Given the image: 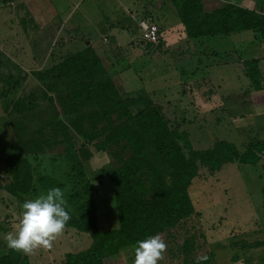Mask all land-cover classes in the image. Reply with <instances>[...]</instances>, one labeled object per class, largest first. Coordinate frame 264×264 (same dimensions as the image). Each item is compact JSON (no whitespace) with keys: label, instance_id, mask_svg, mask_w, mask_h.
Instances as JSON below:
<instances>
[{"label":"rangeland","instance_id":"1","mask_svg":"<svg viewBox=\"0 0 264 264\" xmlns=\"http://www.w3.org/2000/svg\"><path fill=\"white\" fill-rule=\"evenodd\" d=\"M14 1L0 0V255L8 253L5 236L20 219L22 204L46 192L12 195L4 185L9 187L13 177L20 176L18 189L22 183L35 184L40 176L57 179L64 185L71 211L76 209L70 198L92 183L100 228L118 225L113 186L101 170L117 169L132 158L140 161L137 154L149 150L150 142L130 125L119 135L108 132L113 121L117 128L128 117L113 116L108 125L101 122L93 129L95 112L101 116L105 112L104 99L101 109L94 102L106 86L118 89L129 111L149 113L158 122L154 128L159 124V136L173 140L170 154H181L159 163L148 152L154 169L142 168L137 185L138 195L146 191L151 213L158 211L154 207L159 206L160 195L178 186L180 179L173 173L190 163L192 152L210 153L223 141L241 151L250 144L263 146L264 134L263 140L254 139L257 130L249 122L264 126V116L253 105L264 93L253 91L238 63L232 66L226 55L223 63L218 55L209 56L210 51L229 50L222 38L204 39L205 49L200 50L207 57L194 51L183 57L167 50L169 43L187 32L181 16L189 0H172L173 4L171 0H25L30 6ZM169 20L181 22L175 28L178 35L170 30ZM144 21L158 30L161 48L143 40L140 24ZM240 55L249 59L245 51ZM227 93L232 94L230 101L224 99ZM73 99L81 104L76 111L69 103ZM63 124L75 126L69 127L73 151L66 150ZM86 134L94 135L88 153L82 149ZM256 153L261 164L233 160L219 170L212 160H197L198 173L188 189L191 214L168 228L158 227L156 234L167 244L159 264H196L198 256L207 257L201 264H264V153L258 149ZM78 163L84 165L82 177ZM147 209L142 206L140 211ZM156 217L162 221L169 215ZM256 243L263 246L255 247ZM91 244L90 235L66 227L50 250L39 249L31 256L18 253L31 264H59L67 254L83 252ZM133 248L108 255L106 264H133Z\"/></svg>","mask_w":264,"mask_h":264},{"label":"trees","instance_id":"2","mask_svg":"<svg viewBox=\"0 0 264 264\" xmlns=\"http://www.w3.org/2000/svg\"><path fill=\"white\" fill-rule=\"evenodd\" d=\"M203 1L204 0L187 1V6L181 16L186 29H189L191 33H195L197 36L216 37L237 32L255 31L264 37L263 13L247 10L232 4H228L222 9H216L213 12L206 13L203 11ZM195 15H197L198 19L197 17L193 19ZM161 44L162 42L159 45H150L157 49L162 47ZM248 67L246 76L251 81L254 90H259L261 88L259 79L261 70L259 69V63L251 62ZM108 88L109 91L106 92ZM102 91L103 95L95 99L94 103H98L101 109V102L102 99H104L105 112L102 116L100 112H95V116L92 118L94 122L91 124L93 129H97L101 122L108 125V122H110L108 120L113 118V116L120 120L128 117V119L123 121L117 128H114L115 123L113 121L109 125L108 132H111L113 135H119L124 129H129L130 125L133 132L136 134L139 133L144 136L145 140H149L150 149L145 150V153L140 152L137 154L139 155L138 160L140 161L132 158L130 162L121 165L117 169L109 167L105 170H101V173L105 175V178L110 179L113 186L114 203L116 204V215L118 218V225H116L115 229L100 228L99 213L97 214V192H95L94 186H91L92 183L85 184L83 189L73 194L69 203L74 206L76 210L71 211L67 207L71 215V220L66 227L90 235L92 244L83 252L67 254L65 261L61 264H106L108 255L114 256V254H117L119 251L122 252L124 248L130 246L134 247L137 241L156 234L160 225L162 228H168L170 225L172 226L179 222L180 218L183 219L188 217L192 209L188 189L192 180L198 173L197 160L203 161L204 158L205 160H212V166H215V169L219 170L225 162H231L233 160L239 161L240 164L243 165H257L261 159L259 155H257L256 150L258 149L260 153H264V144L259 147V144L262 143L250 144L251 146L248 145V148L241 151L236 144L226 141L219 142L216 148L210 153L198 154L192 152L190 163L183 166L182 169V166L176 168L175 173H173L175 177H179L180 179L178 186L174 190L162 193L158 201L159 206L155 205L157 207H154V209L158 211L151 213V205L147 203L145 199L146 191L138 195V173L142 168L150 167L151 170L154 169V166L148 163L151 161V158L160 160L158 162L163 163V161H167V158L171 156L178 157L181 156V154H170L168 149H170L171 146H175L173 140L169 139V136H159L160 131L157 128L159 124L154 128V125L158 122H155L153 117H148L150 115L149 113L146 111H139L136 113L129 111V107L122 104L118 89L114 86H106ZM77 101L82 102V99H78ZM69 103L72 105L71 108L74 111H76L75 108L78 109L81 106V104L77 105L74 99L72 101L70 100ZM94 107L95 106H92V108ZM74 111L67 113L68 115H72ZM120 120L117 122H120ZM61 126V134L68 140V147L66 150L73 151L74 142H72L73 138L70 134L69 127L73 126L75 128V126L73 124L71 126L64 124ZM106 129H108V127ZM84 136L86 143L82 145V149L84 152L88 153L89 145L94 139V135L89 136L86 134ZM177 151H179V149H177ZM148 152H151V158L147 155ZM42 153H44V151H42ZM30 154H37V152H30ZM77 166L78 172L81 175L80 177L84 176V165L78 163ZM161 172L164 177H166L165 171ZM14 178L15 177L12 179V184H10L9 187L4 185V188L17 197L36 194L39 192V189L41 191H47V189L51 187L64 188V185L57 179L49 175H44L40 176L35 184H32V181L28 185L22 183L19 185L20 189H18L15 185H18L20 176ZM85 197L89 199L81 202ZM142 206H148V209L144 213L140 211ZM164 213L169 215L168 219H162V221H160V218L157 219L156 216L158 214ZM141 216H144L142 222H140ZM254 246L260 247L263 245L262 243H256ZM0 264L31 263L27 257H21L18 252L9 249L8 253L0 255Z\"/></svg>","mask_w":264,"mask_h":264},{"label":"clouds","instance_id":"3","mask_svg":"<svg viewBox=\"0 0 264 264\" xmlns=\"http://www.w3.org/2000/svg\"><path fill=\"white\" fill-rule=\"evenodd\" d=\"M67 203L60 187H51L34 199H27L21 206L20 219L5 236L7 247L26 256L39 249L50 250L71 220ZM133 251V264H159L167 244L156 234L137 241ZM204 260L206 256H198L196 264Z\"/></svg>","mask_w":264,"mask_h":264},{"label":"crops","instance_id":"4","mask_svg":"<svg viewBox=\"0 0 264 264\" xmlns=\"http://www.w3.org/2000/svg\"><path fill=\"white\" fill-rule=\"evenodd\" d=\"M24 1L25 0H15L14 2H16L15 4H17V5H23V6L29 5V2L25 3ZM170 3L173 4V1L171 0ZM202 4H203V9H204L203 11L206 13L213 12L216 9H222V8L226 7L228 4H232V5L247 9V10H251V11H255V12L264 14V0H204ZM215 4L220 6V7L215 8L213 10H208L206 8L208 6L213 7V5H215ZM159 6L161 7L162 4L160 3ZM170 12L172 15H176L174 8H172V11H170ZM102 15H103L102 13H99L100 18L102 20H104ZM167 22H168L169 26H171V28H172L170 30H175V31H176L175 28H177L179 26V24L181 23V22L179 23L176 21L172 23L171 20H169ZM186 31L187 32H184V34H183V38H180V39L174 41L173 43H169V46H168L169 48H167V50L170 51V53L173 52L174 55L184 57L185 55H187L189 53L193 54V51H194L195 53H197V55H199V57H200V55L207 57L208 54L206 52H201V50H200V48L205 49V47H204L205 40L204 39L217 38V37L222 38V42L225 43V45H227V47H230L229 50L226 52H224L223 50H222L223 52L222 51H218V52L216 51V52H214L215 54H213V51H210L209 56L218 55V56H216L217 59H219L220 63H223L222 61H223L224 55H226V57L229 58V62L232 64V66H235L238 63L239 69L244 70L245 74H246L247 69L249 68L248 66L251 64V62H258L259 63V69L261 70V75L259 76L261 88L259 90H253V91L256 93H261V94L264 93V37L263 36L256 33L255 31H244V32L232 33V34H229L226 36L206 37V36H197L195 33H191V31L189 29H186ZM174 33H176L177 35L179 34L178 31H176ZM219 38H217V40ZM193 44H194V48H193ZM17 48L20 51L19 47H17ZM244 51H245V54L249 57L248 60H244L242 58V56L240 55L242 52L244 53ZM221 52H222V54H221ZM14 54H18V53H14ZM191 56H193V55H191ZM200 62L205 63V59L204 60L202 59ZM250 85L252 86L251 83H250ZM217 87H218L217 90L220 91L221 86L218 85ZM246 94H247V92H246ZM254 94L255 93H252L251 97H253ZM223 95L226 96V97H224L225 100L227 99L230 101L232 99V94L227 93V94H223ZM229 95H230V97L228 98ZM247 96H249V95H247ZM249 101L252 102V100H250V96H249ZM253 102H254L253 105L256 106V107L253 106V108L255 107L254 110L259 109V112H260L259 116H264V112H263L264 111V97L262 99H255V101H253ZM245 105L246 104H244V107H245ZM235 120H236V118H235ZM249 124H251L253 126V128L257 130L256 135H258V137H254V139L259 138V140H263L262 136L264 134V126L262 128H259V125H256L255 122H253V121L249 122ZM231 126H234V125L232 124ZM252 126H250V127H252ZM258 164H261V163L259 162ZM64 261H65V259L61 263H63ZM61 263H59V264H61Z\"/></svg>","mask_w":264,"mask_h":264},{"label":"built area","instance_id":"5","mask_svg":"<svg viewBox=\"0 0 264 264\" xmlns=\"http://www.w3.org/2000/svg\"><path fill=\"white\" fill-rule=\"evenodd\" d=\"M148 22L150 21H144L140 24L142 29V38L148 44L159 45L161 43V36L158 30Z\"/></svg>","mask_w":264,"mask_h":264}]
</instances>
